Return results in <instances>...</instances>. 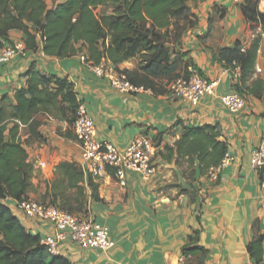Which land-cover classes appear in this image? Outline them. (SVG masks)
<instances>
[{
	"label": "crops",
	"instance_id": "0c3cea01",
	"mask_svg": "<svg viewBox=\"0 0 264 264\" xmlns=\"http://www.w3.org/2000/svg\"><path fill=\"white\" fill-rule=\"evenodd\" d=\"M61 1L46 4L51 7ZM243 5L244 0L191 3L194 19L183 24L179 39L170 44L181 62V75L193 69L216 82L213 92L195 104L174 98L168 87L162 94L145 88L117 92L105 77L92 73L80 60V53L60 58L40 50L0 64V97L12 99L14 92L26 85L24 72L32 65L46 78L66 77L72 83L80 105L94 123L97 140L109 141L119 150L141 134L154 143L155 172L149 179L128 173L118 181L111 169L92 176L98 183L99 200L93 201L90 190H85L86 211L107 227L113 246L106 251L81 249L67 240L59 250L72 264H178L182 249L192 245L203 247L207 254L202 263L199 254H189L185 264H264V177L250 164L251 152L263 139V101L245 89L252 86L253 79L264 81V34L257 35L260 41L253 76L239 84V92L234 89L239 72L235 74L218 55L222 47L251 43L254 27L245 20ZM258 10L264 13V0H259ZM23 39L21 31L9 33L11 43L24 47ZM106 63L116 71L131 70L137 59L118 65ZM232 91L244 99L235 113L221 100ZM39 116L42 139L31 140L28 134L21 137L27 159L33 164V189L27 195L36 200L43 193V181L54 177L58 163L75 162L83 168L80 147L66 119ZM204 124L215 125L219 140L232 155L214 178L208 172L200 173L197 160L190 164L187 156L179 157L175 146L184 126ZM18 214L26 228H35L41 235L52 232L49 224L37 225Z\"/></svg>",
	"mask_w": 264,
	"mask_h": 264
},
{
	"label": "trees",
	"instance_id": "16d2710c",
	"mask_svg": "<svg viewBox=\"0 0 264 264\" xmlns=\"http://www.w3.org/2000/svg\"><path fill=\"white\" fill-rule=\"evenodd\" d=\"M199 0H62L48 7L45 0H0V48L11 43L12 30L24 34L28 55L42 51L50 57H70L84 53L88 61L118 65L137 59L134 69H122L137 87L155 94L167 91L171 81L182 76L181 62L170 46L179 39L183 24L195 15L191 3ZM259 0H244V18L264 34V13ZM98 8L107 11L97 12ZM260 37L242 51L239 42L218 49L219 61L229 68L238 67L234 89L253 76ZM26 85L12 99L0 97V264H72L63 254L51 255L41 242V234L31 232L13 212L15 202L32 199L33 164L28 161L21 137L41 140L40 114L60 116L69 125L75 120L80 99L66 77H44L32 65L24 72ZM264 81L256 78L245 88L261 97ZM260 87V88H259ZM258 88V90H256ZM241 94V93H240ZM179 157L197 160L202 174L217 165L226 145L219 140L215 125L184 126L175 143ZM169 148V147H167ZM196 156V159L194 158ZM42 184V183H41ZM38 202L71 213H86L85 190L93 201L99 200L98 183L75 162L62 161L55 166L54 177L43 181ZM192 243V242H191ZM186 258L199 254V263L207 250L198 245L182 249Z\"/></svg>",
	"mask_w": 264,
	"mask_h": 264
},
{
	"label": "built area",
	"instance_id": "2783aa9c",
	"mask_svg": "<svg viewBox=\"0 0 264 264\" xmlns=\"http://www.w3.org/2000/svg\"><path fill=\"white\" fill-rule=\"evenodd\" d=\"M230 1L238 3L242 0ZM261 33V28L257 26L250 36V40L252 41ZM247 46L248 44L243 43L240 48L243 51ZM26 55L28 54L24 47L14 43H5L0 48V64H7L16 56L26 57ZM79 55L80 60L90 68L92 73L108 80L111 89L120 93H134L143 89L141 86H135L125 72L109 68L106 61L94 64L87 60L84 53ZM232 69L235 74L237 71L239 72L237 66ZM257 70L259 71V69ZM238 75L235 77L237 78ZM215 83L213 80L204 78L196 70L189 69L188 74L171 81L168 89L172 96L179 101L195 104L202 96L213 92ZM221 100L231 113L237 112L244 104L241 94L235 91L226 93ZM261 100L263 101V139L251 152L250 164L252 167L260 169L264 177V89ZM71 128L81 150L83 169L92 176L99 177L107 169H111L113 177L118 181H123L128 173H137L147 180L155 172L152 161L155 147L153 141L146 135L141 134L134 137L122 150L109 141H99L96 139L94 123L81 105L77 109ZM231 160L232 155L226 150L220 162L208 169V175L214 178L217 171L230 163ZM15 209L34 224L47 223L52 227V232L41 235V242L51 255L60 254V245L67 240L74 241L81 249L106 251L113 246L107 227L96 222L88 211L78 214L71 213L34 199H22L15 202ZM30 230L37 233L35 228L31 227ZM185 259L186 257L181 255L178 264H185Z\"/></svg>",
	"mask_w": 264,
	"mask_h": 264
},
{
	"label": "rangeland",
	"instance_id": "374dc122",
	"mask_svg": "<svg viewBox=\"0 0 264 264\" xmlns=\"http://www.w3.org/2000/svg\"><path fill=\"white\" fill-rule=\"evenodd\" d=\"M46 2H50L51 0H45ZM107 11V8H98L97 12H101V11Z\"/></svg>",
	"mask_w": 264,
	"mask_h": 264
}]
</instances>
